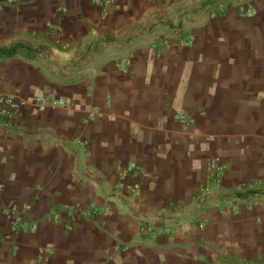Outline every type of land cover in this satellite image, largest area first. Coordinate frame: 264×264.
Here are the masks:
<instances>
[{"label": "crops", "instance_id": "1", "mask_svg": "<svg viewBox=\"0 0 264 264\" xmlns=\"http://www.w3.org/2000/svg\"><path fill=\"white\" fill-rule=\"evenodd\" d=\"M108 9L0 0V264H264V0Z\"/></svg>", "mask_w": 264, "mask_h": 264}, {"label": "built area", "instance_id": "2", "mask_svg": "<svg viewBox=\"0 0 264 264\" xmlns=\"http://www.w3.org/2000/svg\"><path fill=\"white\" fill-rule=\"evenodd\" d=\"M97 2L101 5L103 9V14L106 15L108 13V8L113 3V0H97ZM34 104L38 106V108L43 109L47 106L52 107H60L66 106V102L63 99L50 100L45 96L35 97L33 100L29 101L19 96H15L8 93L0 92V117H10L14 113L20 111L27 104ZM208 180L206 184L207 186L212 184H217L220 181V178L224 174V167L220 164L217 158H211L208 163ZM4 181L0 178V239L3 237V231L1 227V222L3 219H6L10 224L12 230L17 229V227L21 226L24 220V214L30 209L29 205H25L23 207H7L1 203V197L4 190ZM72 216L76 217L78 214L81 216H85L90 219H97L99 217H105L110 214V208L97 209H81L78 205H75L72 209ZM53 219L58 221L59 217L56 212H53ZM147 229V228H146Z\"/></svg>", "mask_w": 264, "mask_h": 264}, {"label": "rangeland", "instance_id": "3", "mask_svg": "<svg viewBox=\"0 0 264 264\" xmlns=\"http://www.w3.org/2000/svg\"><path fill=\"white\" fill-rule=\"evenodd\" d=\"M241 7H243V5H241ZM243 8H245V7H243ZM170 43L168 42V40L167 41H165V43H164V47L165 48H168L170 45H169Z\"/></svg>", "mask_w": 264, "mask_h": 264}, {"label": "trees", "instance_id": "4", "mask_svg": "<svg viewBox=\"0 0 264 264\" xmlns=\"http://www.w3.org/2000/svg\"><path fill=\"white\" fill-rule=\"evenodd\" d=\"M17 47H18V46H15L13 49L9 50L8 52L13 53L14 50H15ZM0 53H3V50H0Z\"/></svg>", "mask_w": 264, "mask_h": 264}]
</instances>
